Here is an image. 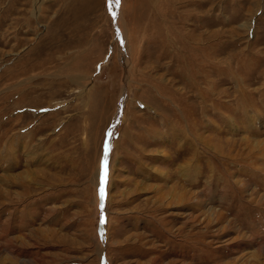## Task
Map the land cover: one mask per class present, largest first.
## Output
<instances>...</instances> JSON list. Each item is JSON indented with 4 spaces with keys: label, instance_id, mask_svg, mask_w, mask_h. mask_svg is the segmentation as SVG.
Wrapping results in <instances>:
<instances>
[{
    "label": "rangeland",
    "instance_id": "374dc122",
    "mask_svg": "<svg viewBox=\"0 0 264 264\" xmlns=\"http://www.w3.org/2000/svg\"><path fill=\"white\" fill-rule=\"evenodd\" d=\"M0 264H264V0H0Z\"/></svg>",
    "mask_w": 264,
    "mask_h": 264
},
{
    "label": "snow or ice",
    "instance_id": "6c2138e0",
    "mask_svg": "<svg viewBox=\"0 0 264 264\" xmlns=\"http://www.w3.org/2000/svg\"><path fill=\"white\" fill-rule=\"evenodd\" d=\"M111 2V0H110ZM115 15V14H113ZM108 145L107 142H105V154H104V159L102 161L101 164V171H100V185H99V189H98V195H99V199L101 201L100 207L101 209H103L104 205H103V201L105 199V184H106V179H107V156H108ZM100 223L104 224L105 223V219L103 216V213L101 214L100 217Z\"/></svg>",
    "mask_w": 264,
    "mask_h": 264
}]
</instances>
